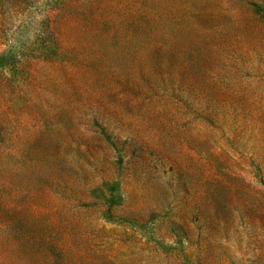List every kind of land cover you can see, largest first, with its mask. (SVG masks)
I'll return each instance as SVG.
<instances>
[{
  "label": "rangeland",
  "instance_id": "1",
  "mask_svg": "<svg viewBox=\"0 0 264 264\" xmlns=\"http://www.w3.org/2000/svg\"><path fill=\"white\" fill-rule=\"evenodd\" d=\"M264 0H0V264H264Z\"/></svg>",
  "mask_w": 264,
  "mask_h": 264
},
{
  "label": "trees",
  "instance_id": "2",
  "mask_svg": "<svg viewBox=\"0 0 264 264\" xmlns=\"http://www.w3.org/2000/svg\"><path fill=\"white\" fill-rule=\"evenodd\" d=\"M255 7V12H262L264 9H262L261 7L257 6V5H254Z\"/></svg>",
  "mask_w": 264,
  "mask_h": 264
}]
</instances>
